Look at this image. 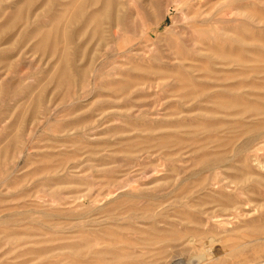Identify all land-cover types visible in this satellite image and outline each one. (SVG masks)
I'll return each instance as SVG.
<instances>
[{
    "label": "rangeland",
    "instance_id": "1",
    "mask_svg": "<svg viewBox=\"0 0 264 264\" xmlns=\"http://www.w3.org/2000/svg\"><path fill=\"white\" fill-rule=\"evenodd\" d=\"M0 226V264H264V0H0Z\"/></svg>",
    "mask_w": 264,
    "mask_h": 264
},
{
    "label": "bare ground",
    "instance_id": "2",
    "mask_svg": "<svg viewBox=\"0 0 264 264\" xmlns=\"http://www.w3.org/2000/svg\"><path fill=\"white\" fill-rule=\"evenodd\" d=\"M108 3H109V2H108ZM6 225H7V224H6ZM0 227H1V226H0ZM210 257H211V256H210ZM210 257H209V258H210ZM207 258H208V257H207ZM209 258H208V259H209ZM205 260H206V259H202V261H205ZM180 262H181V261H180ZM200 263H201V262H198L197 264H200ZM177 264H180V263L177 262Z\"/></svg>",
    "mask_w": 264,
    "mask_h": 264
}]
</instances>
